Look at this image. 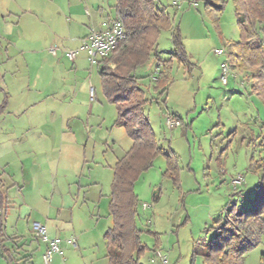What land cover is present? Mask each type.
Here are the masks:
<instances>
[{"label":"crops","instance_id":"crops-1","mask_svg":"<svg viewBox=\"0 0 264 264\" xmlns=\"http://www.w3.org/2000/svg\"><path fill=\"white\" fill-rule=\"evenodd\" d=\"M25 3L0 0V106L6 102L0 114L3 234L19 239L16 257H29V264H43L45 251L32 234L33 222L59 240V253L51 264H108L103 235L111 219L104 204L109 203L112 167L131 141L123 139L124 133H113L116 118L102 95L99 67L90 64L85 52H78L74 62L64 52L78 50L90 27L106 28L115 14L95 2L90 3V10L70 0H34L29 8ZM171 10L173 22L180 17L176 22L183 46L196 67L193 57H199L203 43L215 36L207 34V19L197 0H172ZM215 39L218 47L214 50L224 49L220 34ZM50 48H56L54 56ZM167 56L169 60L171 51ZM224 61L214 66L215 75ZM205 64V59L197 64L201 72ZM69 69L81 76L79 81L64 76ZM233 74L231 81L237 83ZM151 78L158 88L160 79ZM163 90L167 87L159 95ZM54 118L60 123L55 127L49 125ZM81 121L98 126L86 128ZM120 141L124 145L118 154ZM97 147L111 149L114 158L94 164ZM69 238L75 240V247L67 244ZM0 264H6L1 253Z\"/></svg>","mask_w":264,"mask_h":264},{"label":"rangeland","instance_id":"rangeland-1","mask_svg":"<svg viewBox=\"0 0 264 264\" xmlns=\"http://www.w3.org/2000/svg\"><path fill=\"white\" fill-rule=\"evenodd\" d=\"M25 1L29 8L34 0ZM70 1L78 2L88 10L90 3L95 2L114 14L116 0ZM171 2L159 0V5L170 16ZM205 2L197 0L203 16ZM223 3L222 11L214 12L217 19L215 25L210 19L204 21L207 34L215 37L203 43L199 57H193L192 63L196 67L191 66L187 73L182 65L178 66L174 61L172 64L165 63L171 44L169 34L161 33L157 41L158 60L150 59L144 68L136 71V76L141 78L140 83L145 81L143 95L148 103L142 111L149 122L152 137L164 151H171L177 161V173L165 175V158L158 156L153 167L135 183L134 193L138 198L136 225L142 232L140 241L145 247L141 264H204L203 257L193 256V251L202 248L201 244H207L214 237L217 232L215 222L224 217L232 206L240 211L251 206L258 175L250 170L249 165L251 161L264 158V101L253 94L254 81L248 72H238L227 58L229 44L238 42L239 33L231 0H223ZM176 18L174 23L178 25ZM219 34L225 41L226 56L214 54V48L218 47L215 38ZM189 44L185 40V46ZM187 50L190 49L187 47ZM197 58L206 60L202 72L197 67L200 62ZM223 60L230 68L227 87L219 80L221 67L219 75L213 71L214 66ZM233 73L238 78L237 83L231 81ZM64 76L77 81L81 78L70 69ZM152 76L153 79H160L158 88H154L156 85ZM163 76L167 77L166 81ZM95 81L97 83L98 78ZM165 87L167 91L159 95V90ZM111 109L115 120L117 114L113 106ZM173 114L180 116L187 127L168 128L166 116ZM84 122L81 121L86 128L98 126L97 123ZM57 124L60 123L55 118L49 120L50 126ZM113 129V133L120 136L124 133L121 128ZM123 139L130 143L126 135ZM118 145L117 153L120 154L124 143L120 141ZM109 148L103 150L97 147L93 151L94 164L114 158L115 154ZM143 204L149 206L148 209L143 210ZM104 209L108 212V203L104 204ZM263 255L264 234L258 246L243 257L242 264H245L246 256L247 264H264L261 261Z\"/></svg>","mask_w":264,"mask_h":264},{"label":"trees","instance_id":"trees-1","mask_svg":"<svg viewBox=\"0 0 264 264\" xmlns=\"http://www.w3.org/2000/svg\"><path fill=\"white\" fill-rule=\"evenodd\" d=\"M231 2L239 40L229 44L227 58L236 69L248 72L254 81L253 94L264 101V0ZM223 4V0L220 3L206 0L204 17L215 25L214 12L220 13ZM113 9L115 18L124 26V38L107 58L99 62V77L104 99L116 110L114 126L123 129L131 145L112 167L108 203L111 227L105 231L103 239L107 245L108 264H141L145 247L140 241L142 232L136 225L138 198L134 193L135 183L153 167L158 156L165 158V175L177 173V161L171 151H164L152 137L149 122L142 111L148 101L144 98L141 78L136 76V71L150 59L158 60L157 41L161 33L169 34L171 44V57L165 63L174 61L187 73L192 65L178 25L159 7V0H116ZM5 106L6 102H3L0 114ZM177 120L180 128L187 127L181 119ZM249 168L258 175L251 206L243 211L232 206L224 217L215 222L217 232L214 237L193 251V256L203 257L204 264H242L243 257L260 243L264 234V158L251 161ZM3 201L0 193L1 212ZM256 203L259 205L255 206ZM3 218V213H0V253L6 264H29V257H16L15 252L21 247L17 245L19 239L4 236Z\"/></svg>","mask_w":264,"mask_h":264},{"label":"built area","instance_id":"built-area-1","mask_svg":"<svg viewBox=\"0 0 264 264\" xmlns=\"http://www.w3.org/2000/svg\"><path fill=\"white\" fill-rule=\"evenodd\" d=\"M174 5H176V2ZM124 33V26L122 22L117 19L112 20L110 24L102 30L90 27L87 35L81 40L79 49L76 51H65L64 57L68 61L74 62L78 52H85L90 64L94 67H98L99 62L107 58L117 47L119 41L124 38ZM49 52L54 56L56 54V48H50ZM214 54L226 56L223 48L214 50ZM229 70L228 62L224 61L221 64L219 77L221 84L224 86L228 81ZM166 125L168 128L173 129L179 127L180 123L173 116L167 115ZM141 207L143 210H146L149 206L143 204ZM31 231L34 237L45 245V251L42 256L43 264H51L53 256L59 253V240L50 238L45 227L38 222H33L31 224ZM66 242L71 247L76 246L73 238H69ZM163 262L165 263L166 261L163 260Z\"/></svg>","mask_w":264,"mask_h":264}]
</instances>
